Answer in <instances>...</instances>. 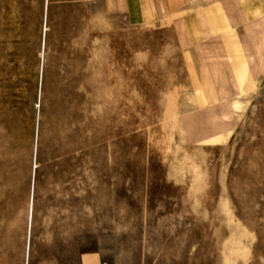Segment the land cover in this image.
<instances>
[{"label":"rangeland","instance_id":"1","mask_svg":"<svg viewBox=\"0 0 264 264\" xmlns=\"http://www.w3.org/2000/svg\"><path fill=\"white\" fill-rule=\"evenodd\" d=\"M51 1L0 0V264H264V77Z\"/></svg>","mask_w":264,"mask_h":264},{"label":"crops","instance_id":"2","mask_svg":"<svg viewBox=\"0 0 264 264\" xmlns=\"http://www.w3.org/2000/svg\"><path fill=\"white\" fill-rule=\"evenodd\" d=\"M77 1V0H70ZM137 23L153 19L156 0H81ZM50 2V0H47ZM51 2H59L52 0ZM168 22L177 25L200 53L221 52L229 77L241 94L264 77V0H168ZM206 57V56H205ZM92 256L84 264H93Z\"/></svg>","mask_w":264,"mask_h":264}]
</instances>
